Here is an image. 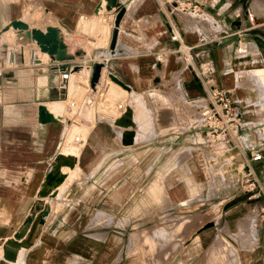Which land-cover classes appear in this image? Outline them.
<instances>
[{
  "label": "crops",
  "instance_id": "obj_1",
  "mask_svg": "<svg viewBox=\"0 0 264 264\" xmlns=\"http://www.w3.org/2000/svg\"><path fill=\"white\" fill-rule=\"evenodd\" d=\"M37 1L44 7V26H31L25 21L39 18L29 3L0 0L4 5H14L0 9V27L7 28L10 21L20 20L28 25V30L44 32L46 27L53 28L58 39L59 33L65 31L66 41V35L73 36L76 30L90 31L95 19L102 18L108 32L105 42L89 51L71 49L59 39L65 46L62 55H68L67 60L54 62L39 51L41 66L5 70L2 74L0 258L8 263L0 264H115L116 246L134 228L131 224L146 228L163 214L172 215L190 207L191 202H203L204 198H192L213 187L211 168L220 173L215 178L219 193L211 198L216 200L213 207L229 205L233 215L239 218L247 215L243 222L253 219L250 231L242 232L241 224L237 227L239 231L231 243L234 253L231 264H264V39L253 34L242 43L233 37L240 31L264 29V10L259 19L252 5L254 0H159L164 4L162 10L156 0H117L104 14V10L94 13L98 0ZM257 1L264 4V0ZM177 2H186L188 9L196 3L197 10L208 18L204 26L198 27L191 14L178 16ZM120 10L123 14L115 23ZM246 13L253 16L254 24L245 22ZM11 15L21 19L7 20ZM84 21L89 22L83 25ZM169 27L180 33L186 46V36L193 38L192 47H199L200 43L209 45L211 57L209 64H205L211 68L213 64L216 73H201L202 78L210 79L199 91L187 90L194 79L189 69L192 58L184 61L176 51L177 44L169 39ZM12 32L27 39L25 31L12 27L5 34ZM17 40L26 42L28 48L36 46L28 39ZM237 47L242 54L236 53ZM200 53L201 50L194 56ZM26 54L23 52L24 61ZM60 55L61 52L51 57ZM92 55L109 58L101 76H112L126 87H117L120 92L113 90V97L123 99L124 109L116 112L114 102H103L98 108L100 114L92 115L87 134L85 129L71 128L61 142L63 125L58 121L40 123L38 108L42 106L48 115H53L52 120L62 117L70 98V85L66 99L55 100L64 97L65 92L56 96L59 80L55 83L53 79H58V70ZM92 68L83 66L77 70L89 77ZM72 70L74 75L76 69ZM25 71L41 74L38 83L44 82L21 88L24 90L2 85L4 78L9 80L7 83H17ZM161 87L165 90H159ZM212 89L226 91L241 113L242 124L234 136V144L223 148L222 156L210 151L211 145L198 128L201 104ZM58 91L62 89L59 87ZM126 108L130 115L122 122L131 126L115 125L113 122L123 117ZM124 131L133 132L130 145L120 142ZM75 135L82 137L83 146L70 144ZM252 150H259L262 156L259 162H247L261 191L260 201L247 199L249 196L240 198L243 180L240 168L246 174L245 161ZM59 156L69 158L73 167L63 182L42 198L39 193L46 175ZM62 169L66 173V167ZM38 204L41 211H37ZM43 211L47 212L45 216ZM40 218L43 224L38 222ZM34 221L38 222L36 226ZM191 224L192 220L182 218L175 230ZM162 235L165 231L161 228L152 237L143 235V240L151 248V238Z\"/></svg>",
  "mask_w": 264,
  "mask_h": 264
},
{
  "label": "rangeland",
  "instance_id": "obj_2",
  "mask_svg": "<svg viewBox=\"0 0 264 264\" xmlns=\"http://www.w3.org/2000/svg\"><path fill=\"white\" fill-rule=\"evenodd\" d=\"M21 3H29L31 5V11H36L39 13V18L34 21L30 18H26L25 21L31 26H38L42 27L45 24V18L43 13V5L37 0H20ZM186 3V2H184ZM184 3L177 2V14L181 17V15L191 14L193 15V20L196 22L197 26L203 27L206 21H204L206 16L203 14L202 10H197V4L193 3L190 8L185 7ZM13 8L14 5L10 4ZM7 4L0 3V9L4 6H10ZM164 6V4H163ZM195 6V7H194ZM18 7V6H17ZM199 8V6H198ZM201 8V7H200ZM199 8V9H200ZM182 9L183 11H180ZM251 9V7H250ZM104 14L107 12L104 11ZM264 14V12H263ZM20 18L16 15H11L7 20L11 18ZM179 18V17H178ZM94 19V18H93ZM89 22V21H87ZM87 22H83V25ZM93 22V21H92ZM57 24L56 22H54ZM94 28L90 31L86 30H76L73 36L66 35V41L63 38V32L59 33V39L65 41L66 44H69V48L71 49H79V50H86L89 51L90 49L99 47L102 45L103 42L107 39V32L108 27L106 22L95 19L93 22ZM5 28V29H4ZM11 28L10 25L0 27V57L2 54L3 46L7 45L8 47H16L18 45L23 46V52L27 53L26 49H28L27 43H21L19 40H25L24 38H20L17 32H12L11 34H5L6 31ZM94 30V31H93ZM233 32V31H231ZM255 34L261 39H264V29L248 31V32H238L233 37L236 40L249 41L252 38V35ZM72 35V34H71ZM105 37V38H104ZM232 37V38H233ZM104 38V39H103ZM186 42L188 46L191 48L192 54V61L189 66V69H192L193 80L187 86V90H201L202 86L205 84V81L209 80L210 78H202L201 73L207 74L210 73L211 75L216 73V69L212 64V68L205 64L210 57V51H208L209 45L200 43L199 47H192L194 42L190 39L191 37L186 36ZM27 41V39L25 40ZM32 46V44H31ZM201 50V53L198 57H195L194 54ZM27 55V54H26ZM46 59V58H44ZM22 69V68H21ZM253 69V68H252ZM24 70V69H22ZM75 70V69H74ZM89 70V69H88ZM250 70V69H248ZM11 71V70H10ZM7 70V72H10ZM40 72V71H39ZM33 73V76L31 75ZM35 71H25L21 74L14 84L7 83L9 80L2 79L3 86H17L18 88L14 90H24L21 88L30 87L32 83L36 86H40L38 83V78H40L41 74L35 73ZM92 70L88 75L91 76ZM27 74V75H26ZM86 77L88 76H81L78 79H71L70 77V98L76 99L80 95V88L77 85L79 82H85ZM54 78V77H52ZM57 78L53 79V82L57 83ZM37 83V84H36ZM2 87V86H1ZM0 87V90H1ZM185 88V86H184ZM56 90V96H59L64 93L65 90L59 92V83ZM113 90H117L120 92V89L112 85V81L110 82V86L106 92L105 97V104L110 102L109 100L117 104V102H123V99L120 97H113ZM159 90H165L164 88H160ZM168 90H172L169 88ZM120 98V99H119ZM64 97L55 98V100H64ZM54 100V101H55ZM92 115L93 111H91L87 117L92 123ZM102 117V115H101ZM197 119L196 109H195V118ZM90 131L89 128H85V133ZM201 132V130H199ZM86 133V134H87ZM71 142V140H70ZM209 149L211 152H214L215 155H221L223 152V147L221 144H215V142H208ZM216 168H211L210 172L212 174V184L208 191L200 192L198 196H195L192 199H202L204 198L203 202L200 203H193L191 202V206L188 208H184L179 210L180 212H175L174 214H163L159 220L156 221L155 224L146 227V228H135L134 224H131L132 227L128 233L125 234L124 239L119 240V244L116 246L115 249V264H231L233 262V249L232 244L234 236L237 234L236 232L239 231L237 228L240 224L242 226L241 230L250 231L248 227L253 223V219L248 218V221H244L247 218V215L239 218L233 215L234 211H229L232 206L226 205L222 208L213 207V204L216 200H212L211 198L216 196L218 191V186L215 183V178L220 175L218 171L215 170ZM240 172L242 174L243 179H247L248 176L244 174L243 169L240 168ZM215 185V186H214ZM245 194V195H244ZM251 193L246 192L243 189L241 190V199L247 198ZM248 199V198H247ZM254 201H260L261 199V191L257 198H252ZM198 201V200H195ZM234 200H232L233 202ZM232 202L228 204H233ZM41 208V207H40ZM42 209V208H41ZM220 216V220L218 217ZM182 218H189L192 220V224L187 228H183L180 231L175 230V226L178 225L182 221ZM237 218V220H236ZM236 220V221H235ZM225 221V222H224ZM36 222V223H35ZM241 222V223H240ZM37 221H34V225H37ZM33 225V226H34ZM163 229L165 231V235L153 237L151 238V248H149L147 241L143 240V235H148L152 237V234L158 230ZM7 232V231H2ZM17 233V232H16ZM116 241V240H115ZM118 242V240L116 241ZM121 247V249H120ZM0 262L8 263L5 260L0 258Z\"/></svg>",
  "mask_w": 264,
  "mask_h": 264
},
{
  "label": "built area",
  "instance_id": "obj_3",
  "mask_svg": "<svg viewBox=\"0 0 264 264\" xmlns=\"http://www.w3.org/2000/svg\"><path fill=\"white\" fill-rule=\"evenodd\" d=\"M156 2L159 9L162 10L163 3L159 0H156ZM245 19V22L251 24L255 22L253 16L249 13H246ZM169 33L170 41L177 44L176 51L183 57L184 61H190L192 58L190 54L191 48L183 43L180 33L171 27H169ZM26 51L27 60L24 61L22 45L4 47L0 59V81L5 70H14L21 67L37 68L42 65V61L39 59L38 51L35 47H29ZM236 53L242 54L243 51L240 47H237ZM47 58L50 59L48 56ZM108 60L109 58L104 55H92L67 69L58 70L59 87L65 90L64 98L66 99L72 69L77 70L83 66H94L95 64L101 66L99 77L96 82L91 83L89 76L85 82L77 83L80 88V95L76 99L68 101L65 104V114L62 117H57L56 121L63 125L61 142L65 141L71 128L77 131L84 130L85 128L90 129L91 123L85 116V112L90 113L93 111V114H100L98 109L99 105L104 102L106 92L111 82L106 74L101 76V70L108 63ZM123 109L124 104L121 101L117 102L115 105L116 112L122 111ZM241 124V113L237 110L235 103L230 99L228 93L224 90H210L199 111L198 128L201 130L204 138L208 142L221 144L222 147L225 148L228 145L234 144V136ZM81 138L82 137L78 135L73 136L70 144L77 148L83 146ZM248 155V159L245 161L246 176H248V178L242 180L241 186L244 191L251 193L248 197V199H251L259 196L260 189L256 180L253 178L252 171L247 162H259L262 156L259 150L249 151Z\"/></svg>",
  "mask_w": 264,
  "mask_h": 264
},
{
  "label": "water",
  "instance_id": "obj_4",
  "mask_svg": "<svg viewBox=\"0 0 264 264\" xmlns=\"http://www.w3.org/2000/svg\"><path fill=\"white\" fill-rule=\"evenodd\" d=\"M98 4L96 5L95 7V10H94V13H97V10L100 9V1L101 0H98ZM116 4L113 5V7L115 6ZM104 9L106 11H109L110 10V6L106 5L104 6ZM123 14V11L120 10L119 13L117 14V16L115 17V23H117L121 17V15ZM9 25L13 28V29H17V30H22V31H25V36L28 40H31V41H34L36 46L38 47L39 51L40 52H46L47 56L50 58V60H53V61H56V62H61V61H65L68 59V55H62L60 57H55V58H52L49 54H53L55 53V50L56 48H63L62 51L64 53V49H65V46L61 43V42H58L57 39H56V31L53 29V28H50V27H46L45 28V33H42L40 30L38 29H35V28H31L28 30V25L20 20H12L9 22ZM5 29V28H4ZM114 41H115V32L113 33V36H112V39H111V47H113V44H114ZM101 66L98 65V64H95L92 68V73H91V76H90V81L91 83H94L96 82V80L98 79L99 77V70H100ZM97 72V76L96 78H94V73ZM109 79L111 81L114 80V78L112 76H109ZM121 86L125 87L123 84L119 83ZM126 88V87H125ZM130 115V111L128 108L125 109V112L123 114V117L115 120L113 123L115 125L119 124V126H128L131 124H128V125H124V123L122 121H125L126 119H128ZM49 115L48 113L45 111V109L40 106L38 108V121L40 123H47V122H53V121H56V120H52V119H48ZM132 137H133V132L132 131H124L122 132L121 134V144L122 145H130L132 143ZM60 158H62V156H59ZM58 157V158H59ZM55 159V163L53 166L56 167V162H57V159ZM52 166V167H53ZM53 169V168H52ZM48 175V174H47ZM46 175V176H47ZM46 211H43L42 213V216H45L46 215ZM31 215H33V212H31ZM29 221V217L26 218L25 222ZM40 224H43V220L40 218L39 221H38Z\"/></svg>",
  "mask_w": 264,
  "mask_h": 264
},
{
  "label": "bare ground",
  "instance_id": "obj_5",
  "mask_svg": "<svg viewBox=\"0 0 264 264\" xmlns=\"http://www.w3.org/2000/svg\"><path fill=\"white\" fill-rule=\"evenodd\" d=\"M105 2V5L104 6H106V5H108V6H110V10H111V8L113 7V5L114 4H116V1L117 0H101L100 1V9H98L97 10V12L99 11V10H104L105 12H108V11H106L105 9H104V6L102 5V2ZM252 5H253V7H254V11H255V13H256V15L258 16V18L259 19H262L261 17H260V14L262 13V11L264 10V4H262L261 2H258L257 0H254V2L252 3ZM42 32V31H41ZM42 33H45V31L44 32H42ZM56 39H57V41L59 42V39H58V35H57V32H56ZM35 48L37 49V53H39V49H38V47L37 46H35ZM62 49L63 48H56V50H55V53H53V54H49L50 56H54V55H58L60 52H61V55H62ZM24 50V49H23ZM61 50V51H60ZM43 53H46V52H43ZM60 55V56H61ZM182 57V56H181ZM24 59V58H23ZM102 71V70H101ZM83 71H79V70H76V71H74V75L72 74L73 73V70H72V72H71V77H72V79H78L79 78V76L81 75V74H83L82 73ZM97 72H95L94 73V78H96V76H97ZM82 76V75H81ZM112 83H114V85L116 86V87H119V88H121V89H126L125 87H123V86H121L120 84H119V82H117L115 79L112 81ZM1 85V84H0ZM132 94V93H131ZM202 101V100H201ZM200 104H201V102H200ZM202 105V104H201ZM200 105V106H201ZM53 116V115H52ZM52 116H50L49 115V117H48V119H52ZM121 117V116H120ZM125 122V121H124ZM119 125V124H118ZM119 127V126H118ZM124 127H126V126H124ZM128 128V127H127ZM63 166H65L66 167V173H64V171H65V169H62V171H61V168L63 167ZM72 167H73V164H72V161L69 159V158H64V157H62V158H58L57 159V162H56V167L55 166H53L52 168L53 169H51L50 170V172L48 173V175L46 176V178H45V181H44V183H43V185H42V188H41V190H40V193H39V196L40 197H42V198H44V197H46V196H48L55 188H57L62 182H63V180H64V178H65V176L67 177V175H68V172L72 169ZM41 205L40 204H38L37 205V211H41ZM27 223V222H26ZM36 223V222H35ZM31 228V230L33 231V229H32V227H30ZM26 231V230H25ZM28 231V230H27ZM24 234V233H23ZM32 236V235H31ZM16 238H18V237H16ZM30 238V237H29ZM25 240V239H24ZM24 243V242H23ZM14 245H17V244H14ZM23 245H25V244H23ZM13 254V253H12ZM10 252H9V256L11 257V256H13Z\"/></svg>",
  "mask_w": 264,
  "mask_h": 264
}]
</instances>
